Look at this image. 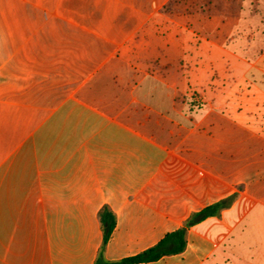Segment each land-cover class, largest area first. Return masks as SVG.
Returning a JSON list of instances; mask_svg holds the SVG:
<instances>
[{"label": "crops", "instance_id": "0c3cea01", "mask_svg": "<svg viewBox=\"0 0 264 264\" xmlns=\"http://www.w3.org/2000/svg\"><path fill=\"white\" fill-rule=\"evenodd\" d=\"M169 1L0 0V264H94L104 205L108 264L209 205L182 252L131 264H264V40L236 53L213 7Z\"/></svg>", "mask_w": 264, "mask_h": 264}, {"label": "rangeland", "instance_id": "374dc122", "mask_svg": "<svg viewBox=\"0 0 264 264\" xmlns=\"http://www.w3.org/2000/svg\"><path fill=\"white\" fill-rule=\"evenodd\" d=\"M253 0H170L168 6L183 5L188 11L194 10L195 6L199 7V10L203 9L207 11L209 8L214 9V15L216 16V26L220 29V40L225 38L226 34L235 35V40L231 42L229 48L236 53L241 55H248L253 57L257 54L259 49L262 47L261 43L264 40V22L258 20L255 14H251V29L247 28V23H244V16H249L247 13V7H252ZM243 2H245V12H243ZM264 2V0H261ZM189 27H192L187 23ZM194 27V26H193ZM249 33H253V38L251 39L252 45L248 48L247 36ZM239 62L232 56L228 55L226 59L217 60L215 63L218 70H224L227 65L235 66ZM238 71L241 68H235ZM199 80V79H198ZM181 81L185 82L187 85L192 86L194 91H198L202 94L205 92V100L210 102L212 97V87H210L205 80L202 78L200 82L197 83L196 78L193 76L181 77Z\"/></svg>", "mask_w": 264, "mask_h": 264}, {"label": "trees", "instance_id": "16d2710c", "mask_svg": "<svg viewBox=\"0 0 264 264\" xmlns=\"http://www.w3.org/2000/svg\"><path fill=\"white\" fill-rule=\"evenodd\" d=\"M216 207V206H214ZM213 206L209 205L202 210L193 213L183 226L175 231L167 233L156 245L144 250L143 252L121 260L120 264H131L137 262L154 261L164 255L176 254L182 252L186 247L188 227L199 222L213 213ZM99 220L104 232L103 244L101 246L98 258L94 264H108L104 258V248L116 225V215L113 210L104 205L99 211Z\"/></svg>", "mask_w": 264, "mask_h": 264}]
</instances>
